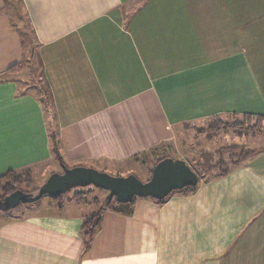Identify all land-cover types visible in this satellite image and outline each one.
Returning a JSON list of instances; mask_svg holds the SVG:
<instances>
[{
    "label": "crops",
    "instance_id": "0c3cea01",
    "mask_svg": "<svg viewBox=\"0 0 264 264\" xmlns=\"http://www.w3.org/2000/svg\"><path fill=\"white\" fill-rule=\"evenodd\" d=\"M18 1L50 113L20 90L21 70L0 79V175L53 163L109 174L181 128L264 121V0ZM12 5L0 0V78L26 60ZM75 195L2 217L0 264H264V152L191 194L104 210L87 245L82 224L103 205Z\"/></svg>",
    "mask_w": 264,
    "mask_h": 264
},
{
    "label": "rangeland",
    "instance_id": "374dc122",
    "mask_svg": "<svg viewBox=\"0 0 264 264\" xmlns=\"http://www.w3.org/2000/svg\"><path fill=\"white\" fill-rule=\"evenodd\" d=\"M12 2L13 8L12 10L9 9L12 21L18 27L24 41L26 42V60L23 63L20 75L17 77L20 80L19 87L20 90L31 89L32 87L37 94L36 83L37 81L39 82V67L33 55H28V52H31V49L34 48V43L30 42L32 41V34L19 1L12 0ZM235 121L240 123L234 124ZM223 122L229 125L228 128L225 130H222L221 128L220 131L212 137L209 134L215 133V131H213L214 128L209 127L210 121L181 128L177 131V136L173 141L161 144L154 150L156 155L153 152H148L139 156L137 159H132L123 163L110 164L112 165V172L109 174L112 176L119 174V176L122 177L134 175L140 181L145 182L151 175L150 170L153 167L156 158L167 155L173 159L183 160L197 176H202L207 171V168L214 167V170L211 173L223 171L226 168L233 166V161H235L236 157L240 154L264 148V121H248V119L241 120L229 118ZM53 165V171L61 173V167L57 163H53ZM44 168L45 167L43 166H37L27 170L28 174H26L27 171L17 172L30 179L27 183L21 185L20 189L23 192L27 191L25 193H28L39 188L44 183V178L49 176L46 175L48 173H45L44 175ZM79 193L85 195L84 199L89 203L88 209L90 210H93L96 207H101L107 203L108 193L93 186L73 188L62 196L66 199L70 195ZM47 198L48 197L45 196L33 204L20 205L19 208L11 210V214L17 212L24 213L23 211L26 213L30 210H37L40 208L38 206L41 204L42 206L45 205L44 202L47 201ZM111 206L116 207L115 200L111 201ZM48 207L49 206H45L41 210H46ZM95 211L96 209L94 212ZM2 217L3 215L0 214V219Z\"/></svg>",
    "mask_w": 264,
    "mask_h": 264
},
{
    "label": "water",
    "instance_id": "95a60500",
    "mask_svg": "<svg viewBox=\"0 0 264 264\" xmlns=\"http://www.w3.org/2000/svg\"><path fill=\"white\" fill-rule=\"evenodd\" d=\"M60 166L62 172L50 174L35 193L16 190L0 199V211H11L20 205L33 204L45 196L57 199L73 188L87 186L106 191L107 204L112 200L117 204H129L134 198L163 200L174 191L198 184L196 173L183 160L170 157L159 161L145 182L134 175L112 176L89 167Z\"/></svg>",
    "mask_w": 264,
    "mask_h": 264
},
{
    "label": "trees",
    "instance_id": "16d2710c",
    "mask_svg": "<svg viewBox=\"0 0 264 264\" xmlns=\"http://www.w3.org/2000/svg\"><path fill=\"white\" fill-rule=\"evenodd\" d=\"M18 31H19V29H18ZM31 39H32V37H31ZM30 42H32V41H30ZM25 44H26V42H25ZM30 54L34 56L33 49H31ZM21 68H23V64L22 65H15V66L9 68L5 72L4 77H1L0 79H4V78H6L5 76L12 74L14 72L20 71ZM37 97H38L41 105L43 106L44 111H46V113L49 114L50 113V104H49V100L47 97V93L45 91H42V89L37 88ZM246 119H248V118H246ZM235 123L239 124L240 122L235 121L234 124ZM243 123H245V122H243ZM228 126L229 125L223 121H219V120L218 121H210L209 127L214 128L213 131H215V133H212L209 135L212 137L218 131H220L221 128H222V130H225L228 128ZM49 133H50L49 136H50V141H51V148H52V151H53L56 159L58 160L59 159V152H58L59 143L57 141L56 132L54 130L53 125L49 126ZM151 152L155 153L154 150ZM261 152H264V148H261V149L256 150V151L244 152V153L240 154L238 157H236L235 161H233V165H237L241 161L246 159L247 157L252 156L254 154H257V153H261ZM155 155H156V153H155ZM168 157L169 156H167V155L157 157L154 164H153V167L159 161H161L162 159L168 158ZM137 158L138 157H136L135 159H137ZM152 168L150 170V174H151ZM210 168L209 169L207 168L206 169L207 171L202 176H197L198 177V183H200L202 180H207L208 178H210L212 176H223V175L227 174L229 171V168H226L223 171H218L217 173H211L214 170V167H210ZM26 174H28V171ZM115 176H119V175H115ZM28 180H30V179H28V177L26 178L25 175L23 176V175L18 174L17 172H12V171H9L3 175H0V199H3L5 196H7L8 194H10L16 190H21L20 186L27 183ZM197 185L194 187H185L184 189H182L180 191H174V192L170 193L165 199L156 200V201L159 203H163L167 198H169L174 193L191 194L192 192L195 191V189L197 188ZM37 190H38V188H36L34 191H30L28 193H35ZM25 192H27V191H25ZM61 198H62V196L58 197L57 199H51V200L52 201H58ZM84 198H85V195L83 193H79V194L75 195V200L78 202H82L84 200ZM134 199H133V201H134ZM133 201L129 204H117V203H115V204L118 207H122L123 209H126V212L129 213L130 207H131ZM110 207H112L111 203H109V204L106 203L103 205V207L101 209H99V211L97 213L87 217L84 220V222L82 224L81 231H82V235L85 238V244L86 245L89 244V242H91L93 237L96 235V233L100 229L101 221H102V212L106 209H110ZM11 212L12 211H0V214H2L6 220H9Z\"/></svg>",
    "mask_w": 264,
    "mask_h": 264
}]
</instances>
